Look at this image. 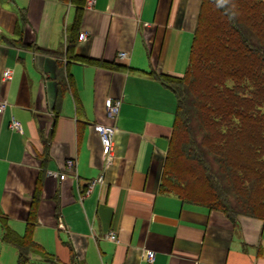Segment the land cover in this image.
I'll list each match as a JSON object with an SVG mask.
<instances>
[{"label": "crops", "instance_id": "1", "mask_svg": "<svg viewBox=\"0 0 264 264\" xmlns=\"http://www.w3.org/2000/svg\"><path fill=\"white\" fill-rule=\"evenodd\" d=\"M200 3L85 0L79 32L86 35L71 54L103 65L60 55L74 20L71 0H0V100L8 103L0 112V264L18 258L2 240L3 221L24 234L35 196L32 236L46 254L31 251L25 264H149L147 250L152 264H264V217L232 220L159 187L177 99L150 71L184 74ZM67 71L74 86L56 107ZM109 97L122 103L105 166L94 124L109 121ZM12 116L22 131L10 128Z\"/></svg>", "mask_w": 264, "mask_h": 264}, {"label": "trees", "instance_id": "2", "mask_svg": "<svg viewBox=\"0 0 264 264\" xmlns=\"http://www.w3.org/2000/svg\"><path fill=\"white\" fill-rule=\"evenodd\" d=\"M71 1L76 5L74 20L60 55L107 65L71 54L85 0ZM150 73L177 99L160 189L220 209L232 220L239 213L264 217V0H201L184 74ZM58 86L56 107L67 87L74 86L72 74L61 72ZM49 139L43 138L46 146ZM36 200L24 234L2 223V240L17 247V264H25L31 251L46 254L32 236Z\"/></svg>", "mask_w": 264, "mask_h": 264}, {"label": "built area", "instance_id": "3", "mask_svg": "<svg viewBox=\"0 0 264 264\" xmlns=\"http://www.w3.org/2000/svg\"><path fill=\"white\" fill-rule=\"evenodd\" d=\"M86 35L85 31L79 32V39L84 38ZM126 51H119L118 55L119 57H125ZM12 74V70L10 68H6L3 72L4 78H10ZM122 100L121 98H113L109 97L106 100V116L109 119L108 122H96L94 124V129L98 132L99 139L101 142V149H102V155L104 158L105 166L109 165L112 160V154L114 150V136L116 132V125H115V119L119 114L120 106H121ZM7 101L5 99L0 100V112L3 111L7 106ZM9 126L12 130L15 131H22L21 123L18 119H16L14 116L11 117ZM66 165L68 168L73 169L75 167V161L74 159H68L66 162ZM49 173H54V171H49ZM61 177H64V174H61ZM102 176L97 178V180H100ZM96 180H92L88 183V186L86 190L81 194H87L90 191V188L95 184ZM84 197V195L82 196ZM108 238L112 240H118L117 236L114 232L108 233ZM145 258L149 264H152L155 256L153 250H147L145 253Z\"/></svg>", "mask_w": 264, "mask_h": 264}, {"label": "rangeland", "instance_id": "4", "mask_svg": "<svg viewBox=\"0 0 264 264\" xmlns=\"http://www.w3.org/2000/svg\"><path fill=\"white\" fill-rule=\"evenodd\" d=\"M255 195V193H253Z\"/></svg>", "mask_w": 264, "mask_h": 264}]
</instances>
